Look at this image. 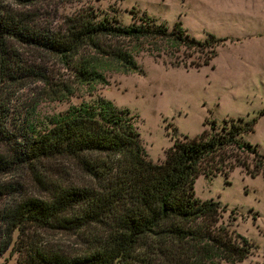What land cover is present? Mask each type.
<instances>
[{
	"label": "trees",
	"instance_id": "16d2710c",
	"mask_svg": "<svg viewBox=\"0 0 264 264\" xmlns=\"http://www.w3.org/2000/svg\"><path fill=\"white\" fill-rule=\"evenodd\" d=\"M131 13L140 22L95 20L87 13L55 32L34 26L28 13L0 0V80L16 82L33 73L9 40L55 54L88 94L104 81L101 70L139 72L134 53L141 45L155 58L168 56L163 61L171 66L198 68L210 64L223 40L212 33L198 40L179 20L169 28ZM54 85L45 91L50 98L75 93L66 81ZM7 117L0 103V173L26 169L46 195L22 194L17 183L0 182V256L15 253L17 264H234L250 254V240L218 221L226 205L198 198L193 183L199 174L227 176L236 166L264 176V151L239 137L253 130L257 116L224 119L219 128L211 121L209 131L191 138L173 136L160 161L148 157L137 115L103 97L70 104L40 129L29 113L10 127ZM229 148L251 153V164L237 154L224 162ZM49 160L68 162L80 178H50L43 166ZM55 230L82 231L86 246L70 252L40 235Z\"/></svg>",
	"mask_w": 264,
	"mask_h": 264
},
{
	"label": "rangeland",
	"instance_id": "374dc122",
	"mask_svg": "<svg viewBox=\"0 0 264 264\" xmlns=\"http://www.w3.org/2000/svg\"><path fill=\"white\" fill-rule=\"evenodd\" d=\"M6 3L14 10L28 13L34 26L55 32L64 31L69 19L87 13L95 20L112 17L121 24L140 22L132 18L134 10L137 17L148 16L169 28L179 20L198 40L208 33L223 39L215 46L216 53L210 61L213 67L171 66L163 61L168 56L155 58L141 45L134 53L139 72L101 70L104 81L96 83L91 94L73 81L71 71L55 54L9 40L16 57L33 70L31 76L16 82L0 80V103L7 109L9 127L29 113L35 127L40 129L49 116L70 104L103 97L137 115L141 143L153 161L163 158L173 136L195 137L202 129L209 131L211 121L219 128L224 119L236 120L239 116L244 119L257 116L253 130L242 132L239 137L264 151V0H38L23 5L6 0ZM83 50L93 53L88 47ZM61 81L71 84L75 93L62 99L45 94ZM3 150L0 144V151ZM224 152V162L232 161L234 154L251 162L252 154L248 151L229 148ZM43 166L49 170L50 178L59 176L77 182L81 176L62 160L45 161ZM4 181L17 183L22 194L46 195L26 169L0 173V182ZM193 189L200 199L218 200L220 205H226L218 221L252 243L250 254L234 264H264L262 173L250 176L236 166L227 176L218 172L210 176L199 174ZM40 235L70 252L86 246L82 231L55 230ZM15 259L16 254L10 255L7 250L0 256V264H17Z\"/></svg>",
	"mask_w": 264,
	"mask_h": 264
}]
</instances>
